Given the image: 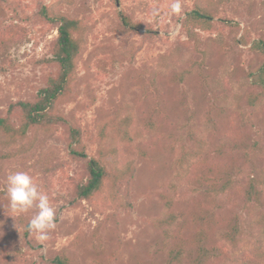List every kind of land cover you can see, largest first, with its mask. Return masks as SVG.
I'll return each instance as SVG.
<instances>
[{
  "label": "rangeland",
  "instance_id": "rangeland-1",
  "mask_svg": "<svg viewBox=\"0 0 264 264\" xmlns=\"http://www.w3.org/2000/svg\"><path fill=\"white\" fill-rule=\"evenodd\" d=\"M200 1L179 0L177 15L171 12L175 0H0V24L15 21L28 28L21 41L0 53V115L13 102L32 100L56 72L45 62L58 35L38 13L45 4L82 19L87 29L72 93L58 111L80 124L90 157L106 156L109 167L113 159L118 166L136 160L131 207L114 206L107 188L72 207L66 200V174L74 177L82 164L71 161L61 128L42 133L33 149L13 158H4L6 149L0 147V264L11 262L3 253L6 245L26 251L6 195L7 176L15 170L33 175L57 217L47 240L35 234L40 249L29 254L33 264L62 252L71 264H264V185H258L256 197H248L249 179L259 182L263 173L264 103L250 122L245 99L252 89L248 74L262 61L250 46L264 38V0L222 5L213 32L199 36L201 48L208 49L205 75L196 72L182 80L179 71L189 66L190 57L200 60L202 54L192 52L194 42L184 43L181 20ZM121 14L142 26L125 27ZM129 112L132 141L109 130L103 142L99 127ZM236 114L240 134L248 135L245 146L259 141L262 155L250 163L243 151L228 147L229 123ZM197 135L208 142L205 155L228 167L214 185L180 182L172 193L169 226L160 222L167 211L161 191L173 177L176 146L192 144ZM47 157L64 166L45 172ZM223 186L222 192L212 190Z\"/></svg>",
  "mask_w": 264,
  "mask_h": 264
},
{
  "label": "trees",
  "instance_id": "trees-1",
  "mask_svg": "<svg viewBox=\"0 0 264 264\" xmlns=\"http://www.w3.org/2000/svg\"><path fill=\"white\" fill-rule=\"evenodd\" d=\"M230 0H203L195 3V6L185 13L181 20L182 31L187 37L184 43L192 46V52L201 53V59L196 60L190 57L189 66L179 71L180 79L185 80L195 74L205 75L203 65L206 62L208 49L201 48L200 32L211 33L214 30V23L222 5ZM39 15L44 23L57 29L58 35L50 47V55L45 59L48 64L56 66V72L47 77L45 85L39 89L32 100H19L9 105L5 115H0V147L4 146L6 152L4 158H13L33 149L39 141L42 133H52L55 129L63 130V137L66 142L67 152L71 161L81 163L80 172L75 176L66 174L67 197L66 200L72 207L79 206L83 201H91L97 194L105 188L110 193V201L114 206L131 207L129 196L136 172V160H128L124 165H119L113 159L110 167L105 161L106 156H89L85 144L83 143L82 128L78 122L58 111V105L72 93V83L79 58L87 43V29L82 19L68 15L64 12L55 11L52 7L41 4ZM124 26L132 29H139L142 24H132L127 15L121 14ZM27 25L22 22H6L0 24V53L11 45L21 41L27 35ZM243 43L248 45V41ZM251 50L262 57V61L248 74V79L252 89L246 94L247 119L251 122L252 117L258 111L259 105L264 103V38L254 40L250 46ZM173 57V55H172ZM164 60H169V55L163 56ZM238 116L234 115L230 119L228 133L231 139L228 147L231 150H241L245 153L247 163L259 158L258 139L252 145L245 146L248 135H241V130L237 124ZM133 113L111 118L99 127V136L103 142L110 136L108 131H115L119 138L130 143L133 139ZM154 125V124H153ZM245 138V139H244ZM208 142L197 135L192 144L184 142L176 146L177 154L174 159L173 177L164 185L161 191L162 202L167 209L165 217L160 220L171 226L174 213L171 212L174 204V195L178 184L185 179H195L200 184L214 185L218 178L223 175L222 168L227 170V165L221 160H212L205 155ZM221 146L217 152L221 154ZM15 147V148H14ZM14 148L15 151H12ZM248 149V150H247ZM115 153H113V156ZM45 172H51L63 167L62 162L53 163L50 157L44 161ZM260 181L250 178L249 199L259 193L258 185H264V165ZM226 186L216 189L215 193L224 191ZM30 211L20 214L17 223L23 230L24 244L26 248L13 249L11 245H6L3 250L6 259H10L9 264H33L30 261L31 251H38L40 244L35 239L36 233L27 230L29 219L34 214ZM101 225V224H100ZM100 227V226H99ZM4 240V237L2 238ZM12 254V256H11ZM182 253L180 252L181 256ZM179 256L176 257L179 259ZM45 264H71L70 259L64 252L44 259ZM177 264H183L179 261Z\"/></svg>",
  "mask_w": 264,
  "mask_h": 264
},
{
  "label": "clouds",
  "instance_id": "clouds-1",
  "mask_svg": "<svg viewBox=\"0 0 264 264\" xmlns=\"http://www.w3.org/2000/svg\"><path fill=\"white\" fill-rule=\"evenodd\" d=\"M182 6L179 0L171 5V12L180 15ZM6 195L11 216L34 211L29 219L27 230L36 233L40 241L47 240L49 233L56 228V212L50 204L49 196L41 190L33 175L25 170H15L8 174Z\"/></svg>",
  "mask_w": 264,
  "mask_h": 264
}]
</instances>
